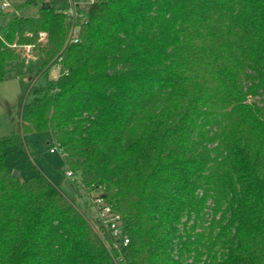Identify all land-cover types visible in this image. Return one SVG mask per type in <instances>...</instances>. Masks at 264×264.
I'll return each instance as SVG.
<instances>
[{
    "label": "trees",
    "instance_id": "16d2710c",
    "mask_svg": "<svg viewBox=\"0 0 264 264\" xmlns=\"http://www.w3.org/2000/svg\"><path fill=\"white\" fill-rule=\"evenodd\" d=\"M28 4L0 26V81L26 60L14 44L38 62L0 136V264H264V0H97L75 33ZM42 131L129 243L41 168L14 175L6 147L34 159Z\"/></svg>",
    "mask_w": 264,
    "mask_h": 264
},
{
    "label": "rangeland",
    "instance_id": "374dc122",
    "mask_svg": "<svg viewBox=\"0 0 264 264\" xmlns=\"http://www.w3.org/2000/svg\"><path fill=\"white\" fill-rule=\"evenodd\" d=\"M26 0H9L10 4L7 8H2L0 3V26L6 25L10 19L17 13L35 14L37 8L34 5L21 7ZM58 11H63L67 6L68 0H52ZM79 1V0H78ZM85 1V0H82ZM41 38H47L46 32L40 33ZM15 47L24 49L26 60L10 61L7 65V78L0 81V136L13 135L17 132L20 123V112L23 102H28L33 97L30 89V79L38 67V62L31 60L34 55L31 45L20 46L14 44ZM59 75V68H53L48 73V78H56ZM47 81L46 76H39L35 82L36 85H43ZM33 143L37 144L40 156L31 158L26 146L20 144L18 146H7L6 163L12 172L17 171L22 177L30 176L35 172V167L41 168L60 189L71 199H76L79 203H85L88 200L89 207L86 209L87 215L93 216V196H90L89 189L83 188L78 179H73L67 175L66 166L64 165L63 155L59 152H51L54 143L51 141L49 132H34L30 137ZM74 185V186H73Z\"/></svg>",
    "mask_w": 264,
    "mask_h": 264
},
{
    "label": "built area",
    "instance_id": "2783aa9c",
    "mask_svg": "<svg viewBox=\"0 0 264 264\" xmlns=\"http://www.w3.org/2000/svg\"><path fill=\"white\" fill-rule=\"evenodd\" d=\"M97 0H68V6L62 11L70 20H72V31L77 32L79 27L76 26V21L82 16L80 8L85 4L94 3ZM1 7L7 8L10 4L9 0H0ZM74 40H78L74 38ZM51 152L59 151L62 155L63 152L56 145L51 147ZM67 175L76 179V176L71 170H68ZM94 211L96 216L109 228L116 239V246L129 243V238L124 234L122 216L116 212L112 205H110L103 197L93 198Z\"/></svg>",
    "mask_w": 264,
    "mask_h": 264
},
{
    "label": "water",
    "instance_id": "95a60500",
    "mask_svg": "<svg viewBox=\"0 0 264 264\" xmlns=\"http://www.w3.org/2000/svg\"><path fill=\"white\" fill-rule=\"evenodd\" d=\"M14 175H15L16 177H18V176H19V173H18L17 171H15V172H14Z\"/></svg>",
    "mask_w": 264,
    "mask_h": 264
}]
</instances>
